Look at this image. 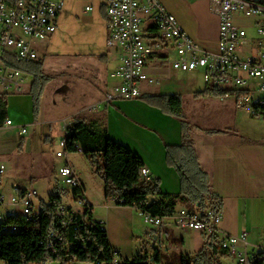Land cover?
Masks as SVG:
<instances>
[{
	"label": "built area",
	"instance_id": "obj_1",
	"mask_svg": "<svg viewBox=\"0 0 264 264\" xmlns=\"http://www.w3.org/2000/svg\"><path fill=\"white\" fill-rule=\"evenodd\" d=\"M211 2L220 18L219 37L215 48L204 46L192 38L160 0H105L107 44L120 54L118 66L110 73L116 82L107 93L106 100L112 102L117 98H139L144 82H159L157 77L147 72L148 62L154 56L164 57L168 53H174L175 57L170 62L174 70L202 71L208 85L224 90L220 96L222 100L233 101L236 108L252 116L264 118V19L258 22L259 54L255 57H243L240 54L239 46L247 37V30L235 21L238 14L252 16L264 13V0ZM64 5V0H0L2 92H22L26 81L24 71L7 65L3 60L4 55L8 54L19 61L40 58V44L48 41L57 31ZM86 9L91 10L92 7L87 6ZM153 28L156 30L151 31ZM5 126H14L11 118L6 120ZM27 127L22 126L19 133L25 134ZM68 129L69 125L55 155L62 161L57 170L58 181L71 190L82 189L84 186L69 160V152L65 146ZM6 171L5 164H0V208L8 205L7 214L0 211V228L4 226V218L12 216V212H26L36 217L39 210L34 200L39 196L38 190L14 183L10 194L1 191ZM142 171H149L150 180L149 168L143 166ZM9 195L10 202L7 203L6 197ZM74 199L80 202L82 209L73 207L70 214L65 205L57 207V215L63 227L80 214L83 219H87V209L94 211L85 189L74 195ZM140 213L145 222L151 225L164 226L169 219L182 228L217 235L220 246L236 260V264H264V246L251 245V250L247 232L232 234L221 229V210L183 205L169 217H156L141 210ZM99 222L106 229L105 221ZM22 228V225L13 226L10 227V232H17ZM62 240L60 232L52 231L49 235L51 247ZM119 261L117 257L115 264Z\"/></svg>",
	"mask_w": 264,
	"mask_h": 264
},
{
	"label": "crops",
	"instance_id": "obj_2",
	"mask_svg": "<svg viewBox=\"0 0 264 264\" xmlns=\"http://www.w3.org/2000/svg\"><path fill=\"white\" fill-rule=\"evenodd\" d=\"M160 1L167 11L175 15L180 25L192 38L204 46L216 47L220 18L211 0H184V3L180 5L174 4L172 0ZM87 6L92 7V9L87 10ZM262 19H264V13L252 16L242 14L235 16L236 23L247 30V37L239 46V52L243 57H255L259 54L258 40L260 36L257 29L258 22ZM107 37L105 0L88 1L80 14L77 12L73 0H69L67 8L65 9L64 5V9L59 16L57 31L48 41L40 44L42 45V50L39 52L40 59H46L50 64H56V70L59 69L57 71L60 72L59 75L62 77L60 85L63 86V92L68 95L66 101H69L73 105L72 108L77 109V111L86 112L85 114H73L74 117L102 118L110 137L132 149L143 159L145 166L150 170L151 179L157 177L162 180L161 188H163V191L166 190L165 192L168 193L179 192L181 188L180 177L177 171L170 167L167 162L165 144L179 145L182 143V126L175 119V131H167L164 124L157 117H168V115L163 114L157 108L149 106L141 98L146 95L168 94H180L185 98L188 95L187 85L185 82L173 81L170 78L164 80L160 78V68L157 65H151L156 57L163 56H154L148 62L146 69L153 68L155 74L153 76L160 78H158L159 82L157 83L160 84V88L159 90H153L149 85L154 84L144 82L141 85V96L132 102V104L138 106L148 105L150 111L139 112L138 114L132 113V116H135L134 120L126 118L117 111L116 107L118 105H114L115 102L106 100L107 93L116 82L110 76V73L120 62L119 51L108 46ZM73 38H76L77 42L72 43L71 39ZM56 79L55 76L51 82H58ZM0 92H2V89H0ZM216 101L218 102L214 103L219 105L223 111L232 110V105L236 108L233 101L224 100L223 102L222 99ZM101 104L106 105L107 113L96 110V107L101 106ZM116 104L121 107L123 104L125 105L124 102H117ZM152 113H155V118H153ZM117 124L122 127L123 134L119 133ZM234 124L235 128L238 127L236 123ZM212 131L218 133L199 130L193 132V137L197 145L200 164L210 175L214 191L220 195V192L216 189L217 187H215L217 177L221 174V170L228 166V161L232 163L235 160V163L232 164L236 168H241L244 160H247L248 143L242 138L240 129L239 132L232 129L229 131L213 129ZM54 159L62 164L61 160ZM69 160L71 162L70 156ZM75 166L73 164V167ZM76 168L75 171L81 179L86 194L88 189L84 179H82L84 176L82 172L78 173ZM168 181L174 182L175 187L171 189L165 187V183ZM13 184L10 185V183L5 182L1 191L10 194ZM98 193L99 196L95 199L87 195L95 206L93 217L97 221H105L109 241L123 259L132 258L138 254L153 256L147 247H151L153 252L161 255L158 247V243L163 242L161 236L163 234L166 237L171 236L167 224L155 226L146 223L147 226H143L141 221L145 222V220L140 210L131 206L118 205L114 199L108 198L106 186L101 182Z\"/></svg>",
	"mask_w": 264,
	"mask_h": 264
},
{
	"label": "rangeland",
	"instance_id": "obj_3",
	"mask_svg": "<svg viewBox=\"0 0 264 264\" xmlns=\"http://www.w3.org/2000/svg\"><path fill=\"white\" fill-rule=\"evenodd\" d=\"M88 1L91 2V0H73L79 14L84 10V5ZM65 2L66 9L69 0H65ZM172 2L180 5L184 3V0H172ZM71 42L75 43L77 39L73 38ZM40 50H42V45H40ZM173 58V53H168L164 57H156L151 66L157 65L160 68L159 77L163 78V80L170 78L173 81L186 83L188 95L184 98L182 116H175L165 112L157 103L148 102L150 95L144 96L148 98L141 99L149 106L157 108L163 114L168 115V117H157L164 124L167 131L171 130L174 132V120H178L182 126V131L183 129L186 130L188 136L194 141L196 151L197 145L193 132L199 130L210 132L213 129H223L224 131L232 129L239 132L240 129L242 138L248 143L247 160H244L241 168H236L232 164L235 163V160L232 163L228 161L227 164L229 163L230 165L228 164L225 169L221 170V174L215 182V187H217L216 189L223 198V205L220 209L223 216L221 227L225 232L234 234L247 232L251 250V245L264 246V118L248 115L233 105L232 110L223 111L219 105L214 103L218 102L216 100L221 101L219 99L220 96H197L198 92L205 90L208 85L204 80L203 72L200 70L192 72L174 70L169 65ZM37 60L44 62V72L52 77L51 80L56 76L58 82L49 81L44 94L40 98L38 112L35 110L33 96L30 93L34 82L32 74L24 72L26 81L22 92L9 93L7 111L9 117L14 121V126L0 128V164H5L7 168L4 183H10V185L19 183L28 188L38 190L39 196L34 198L37 207L40 205L41 199L48 202L50 194L57 190L58 186L65 188L67 191L63 195L64 202L67 205L82 209L80 202L74 199L73 191L58 181L57 170L61 162L55 161L54 158H56V151L60 149V142L65 136L66 127L70 126L74 118L73 114H85L86 112L77 111V109L72 108L73 105L69 101H66L68 95L63 92V86L60 85L62 77L59 75L60 72L57 71L59 69L57 68L56 70V64H50L46 59V61L40 58ZM147 71L149 74L151 73L150 75H155L153 68L150 70L148 68ZM149 87L153 90H159L160 84L156 83L149 85ZM133 100L135 99L117 98L113 102H115L114 105H118L116 107L117 111L130 120H134L135 117L132 116V113L138 114L139 112L150 111L147 107L148 105L138 106L132 104ZM222 101L224 102V100ZM117 102H124L125 105L123 104L121 107L116 104ZM96 110L107 113L105 104L97 106ZM152 114L153 118H155V113ZM234 123L238 127L235 128ZM25 125L28 126V131L20 135L19 130ZM117 129L119 133L123 134L120 124H117ZM165 145L166 150L167 146H174ZM69 156L72 165H76L78 173L82 172L84 176L82 179H84L88 189L86 197L89 201L91 199L89 198L90 196L94 197V199L98 198L99 184L101 182L105 185L104 178L95 171L92 163L82 151L70 152ZM170 167L177 171L175 166ZM156 180H159L160 186H162L160 178L150 179V181ZM165 187L171 189L175 187V183L168 181L165 183ZM180 191L181 188L179 189ZM6 198L7 203H9L10 195ZM90 203L92 202L90 201ZM7 206L1 207L0 211L7 214ZM141 222L143 226H147V222ZM166 224L171 236L166 237L163 234L161 236L163 242L158 243L161 252V263L152 260L151 264H184V261L195 264L198 258L197 255H199L207 241L210 240V237H206L198 231L182 228L176 225L173 220H166ZM147 249L152 252L154 257L157 255L151 247H147ZM208 251L210 253L213 252L212 248H209ZM213 262V264H236V260L233 257L221 255L219 257L215 256ZM0 264L5 263L0 260ZM43 264L63 263L59 260H51ZM67 264L92 263L70 261Z\"/></svg>",
	"mask_w": 264,
	"mask_h": 264
},
{
	"label": "trees",
	"instance_id": "obj_4",
	"mask_svg": "<svg viewBox=\"0 0 264 264\" xmlns=\"http://www.w3.org/2000/svg\"><path fill=\"white\" fill-rule=\"evenodd\" d=\"M3 60L7 65L34 76L30 93L38 112L40 98L52 78L44 72V62L19 61L8 54L4 55ZM223 93L224 90L207 85L197 96H221ZM8 96L9 93L0 92V128L5 126L9 118ZM149 98L148 102L157 103L165 112L182 116V95H150ZM65 146L69 153L82 151L86 155L95 171L104 178L107 197L115 199L118 205L131 206L156 217L173 216L183 205L217 210L223 205V198L214 191L210 175L199 162L194 141L184 129L183 143L167 146V162L176 167L181 178V191L178 193L164 192L159 180L150 181L143 178V159L132 149L113 140L102 118L74 117L68 129ZM84 189L74 188L72 191L77 195ZM66 191L58 186L57 190L50 194L49 202L41 199L34 221H26L20 217L9 218L8 222L22 225L23 228L17 232L0 231L1 261L5 264H43L51 260H59L63 264L70 261L115 264V259L119 257L118 264H151L152 260L161 263L159 254L155 257L138 254L123 259L111 245L106 229L94 219L90 209L86 212L87 219H83L80 214L63 227L57 215V207L65 205L70 214L73 209V206L64 202L63 195ZM52 231L60 232L63 237L54 247L49 245V235ZM203 235L209 236L210 240L197 255L195 264H213L215 256H229L220 246L217 235ZM209 248H212V253L208 251ZM184 264L193 263L184 261Z\"/></svg>",
	"mask_w": 264,
	"mask_h": 264
},
{
	"label": "bare ground",
	"instance_id": "obj_5",
	"mask_svg": "<svg viewBox=\"0 0 264 264\" xmlns=\"http://www.w3.org/2000/svg\"><path fill=\"white\" fill-rule=\"evenodd\" d=\"M65 145H66V139H65ZM142 176L145 179H149V171H142ZM15 217H20L22 219H25L26 221H34L35 217L30 216L29 213L26 212H12V216L8 218H4V226L0 228L1 232H10V227L13 226H18L16 223L13 222H8L9 218H15Z\"/></svg>",
	"mask_w": 264,
	"mask_h": 264
}]
</instances>
